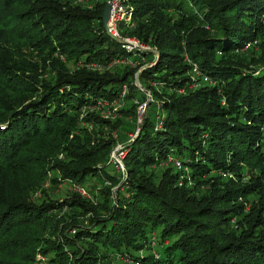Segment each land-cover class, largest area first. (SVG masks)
Masks as SVG:
<instances>
[{"label":"trees","instance_id":"trees-1","mask_svg":"<svg viewBox=\"0 0 264 264\" xmlns=\"http://www.w3.org/2000/svg\"><path fill=\"white\" fill-rule=\"evenodd\" d=\"M109 1L0 0V264H264V0Z\"/></svg>","mask_w":264,"mask_h":264},{"label":"built area","instance_id":"built-area-1","mask_svg":"<svg viewBox=\"0 0 264 264\" xmlns=\"http://www.w3.org/2000/svg\"><path fill=\"white\" fill-rule=\"evenodd\" d=\"M109 4H110V18H109V21L107 23V29H108V33L115 37V38H119L118 37V31H117V25L119 22L121 21H124V22H128L129 19H130V13H128L126 11L125 8H123L122 4H121V1L120 0H110L109 1ZM130 38H125L123 40L124 44H125V48L128 50V51H132L133 49H142L140 48L138 45V41L134 39H130ZM257 44V41H253L252 43H247L244 47L245 50L251 48L252 46L254 47L255 45ZM140 45V44H139ZM142 46V45H141ZM192 74L194 76H197L198 72L196 70V68L192 70ZM204 81L206 82H210L209 80H207L206 78L204 79ZM145 112V108L144 107H141L139 108V111H138V114H139V119H138V122L141 120L140 119V116L143 115ZM141 114V115H140ZM121 146H117V148L115 149V151L113 152V156H112V163H113V166L116 168V169H120V170H123V159H124V153L122 152V149L120 148ZM119 148V149H118ZM120 151V152H117V151ZM170 161L174 164V166L178 169L181 168V165L179 163V161L177 160H174V159H170ZM118 171V170H117ZM154 240V238L152 237V241ZM124 261H126L128 264H131L132 263V260H127V259H124ZM135 264H139L138 262L135 263Z\"/></svg>","mask_w":264,"mask_h":264},{"label":"rangeland","instance_id":"rangeland-1","mask_svg":"<svg viewBox=\"0 0 264 264\" xmlns=\"http://www.w3.org/2000/svg\"><path fill=\"white\" fill-rule=\"evenodd\" d=\"M121 1V0H120ZM130 20V19H129ZM128 39V38H127ZM130 40V39H129ZM135 41V40H134ZM136 42V41H135ZM257 45V44H256ZM255 45V46H256ZM137 46H139L140 48H142L143 50H145V51H149V47L147 46V47H145V46H141V45H139V43H138V45ZM254 51L256 52V53H258L259 52V48L258 47H256V48H254ZM247 54H248V52H246ZM247 54H245L246 56H247ZM132 67H134L133 65H132ZM93 68V67H92ZM88 71H90L89 69H88ZM94 71V70H93ZM99 72H102V70L101 69H99ZM137 82H138V80H137V74L135 75V83L137 84ZM99 106H106V104L105 103H101V104H99ZM112 112H111V110H109V111H107V112H101V116L103 117V119H105V120H111V118H113V114H111ZM141 115V114H140ZM139 123H142V121L140 120L139 121ZM113 137L115 138V136H114V133H113ZM118 146V145H117ZM117 146H115V148L114 149H116L117 148ZM121 148V147H120ZM119 149V148H118ZM117 152H120L119 150L117 151ZM113 156V155H112ZM62 158V157H61ZM166 165V164H165ZM123 170H120V169H116V171L117 172H119L120 173V176H121V178H123L124 176H125V178H126V173H125V167H124V165H123ZM50 177V175L48 174V178ZM66 187V185H62V187H61V189H67V191L68 192H70V189H68V188H65ZM73 192H74V190H72ZM85 197V196H84ZM86 199H87V196L85 197ZM65 212H67V211H64L63 213H61L60 215H59V217H61V215H64L65 216ZM80 221H87L86 219H84V218H82ZM154 244V243H153ZM153 244H152V246H153ZM37 257H38V259H37V263H39V264H45V263H43L44 261H45V258L44 257H41L40 255H37ZM123 263H125V264H128L126 261H123Z\"/></svg>","mask_w":264,"mask_h":264},{"label":"water","instance_id":"water-1","mask_svg":"<svg viewBox=\"0 0 264 264\" xmlns=\"http://www.w3.org/2000/svg\"><path fill=\"white\" fill-rule=\"evenodd\" d=\"M103 25H104V29L107 31L108 33V29H107V23L109 21L110 18V4L108 3L103 11ZM117 40V39H116ZM148 104L146 105L147 108Z\"/></svg>","mask_w":264,"mask_h":264}]
</instances>
